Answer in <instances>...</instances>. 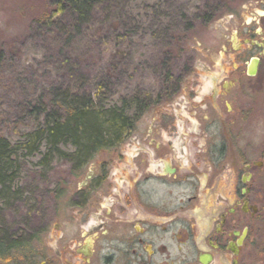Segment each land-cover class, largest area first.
I'll use <instances>...</instances> for the list:
<instances>
[{"label": "flooded vegetation", "instance_id": "1", "mask_svg": "<svg viewBox=\"0 0 264 264\" xmlns=\"http://www.w3.org/2000/svg\"><path fill=\"white\" fill-rule=\"evenodd\" d=\"M225 21L241 48L232 49L231 29L223 28L220 50L225 55L228 44L233 59L215 64L216 74L203 63L200 73L180 76V103L191 100L187 120L174 122L166 112L162 136L148 129L140 152L86 156L78 176L48 192L47 222L39 197L41 227L20 264H248L258 255L264 150L247 126L252 104L264 101V27Z\"/></svg>", "mask_w": 264, "mask_h": 264}, {"label": "rangeland", "instance_id": "2", "mask_svg": "<svg viewBox=\"0 0 264 264\" xmlns=\"http://www.w3.org/2000/svg\"><path fill=\"white\" fill-rule=\"evenodd\" d=\"M53 1L0 0V136L12 145L18 144L24 131L33 127L31 121L25 120L27 103L41 93L46 94L51 84L53 87L70 84L69 66L77 69L74 78L78 85H83V91L95 95L98 86L110 80V89L117 99L135 88L159 89L160 65L166 59L171 61V69L178 76L186 75L188 69L199 72L197 67L203 63L209 66L208 74L220 72L215 64L224 65L234 55L228 44L225 55L220 50L222 37L227 33L223 28L231 29L228 34L232 49L241 48L235 29L223 22L225 19L230 22L234 19L253 31L264 27V0H232L226 8H220V13L213 16L206 27L196 28L195 15L207 0H129L110 8H106V4L97 5L80 35L68 39L65 37L70 25L68 17L60 18L53 25L42 24L41 19ZM223 1L218 3L219 7ZM184 9L194 20L192 29L183 35H178L180 26L174 32H167L173 22L180 21ZM180 85L173 101L161 104L143 116L129 140L117 152L134 151L133 147L138 146L140 139H147L148 129L153 136H160L161 125L166 126V120L162 119L166 112L174 122L187 120L184 105L191 104V100L180 103L183 84ZM256 104H252L256 111H252V119L248 121L247 135L248 138L259 135L264 150V101ZM137 149L140 152V148ZM112 152L114 149L103 153ZM38 157L32 156L28 163H22L17 180L22 193L30 198L27 204L30 212L22 210V203L11 201L8 204L7 201L4 205L0 200V225L5 231L8 229L7 232L16 233L22 229L28 235L34 229L38 230L41 226H38L40 222L33 210L39 204V197L42 196L44 201L38 215L47 222L48 192L57 184L59 187L66 185L67 162L56 158L45 169H37ZM45 239L47 242V237ZM260 252L256 260L249 257L248 264H264V239Z\"/></svg>", "mask_w": 264, "mask_h": 264}, {"label": "trees", "instance_id": "3", "mask_svg": "<svg viewBox=\"0 0 264 264\" xmlns=\"http://www.w3.org/2000/svg\"><path fill=\"white\" fill-rule=\"evenodd\" d=\"M126 1L129 0H54L41 21L47 26L53 25L62 17H68L70 25L68 32L64 34L71 39L80 35L97 5L106 4V8H110ZM220 1L222 0H207L194 20L208 23L220 13L222 6L226 8L232 2L224 0L219 7ZM190 16L184 9L180 14V21L173 22L166 31L174 32L180 26L178 35L189 32L194 22ZM160 67L159 89L135 88L114 99L110 80L99 85L95 95L89 94L83 91V85L76 83L74 77L77 69L69 66L72 78L70 84L55 87L51 84L46 94L41 93L31 103H27L25 120L31 121L33 127L24 131L20 142L12 145L3 135L0 136V200L3 204L6 205L7 201L8 204L11 201L22 203V210L30 212L31 208H27L30 198L22 193L17 180L22 163H28L32 156H39L37 169H45L56 158L66 161L65 183L69 175H79L82 165L88 160L86 156L120 148L135 131L143 116L155 107L170 102L180 89L182 81L177 73H173L171 61L166 59ZM69 171L72 174H67ZM54 188H59L58 192L60 191L58 184ZM35 210L36 206L34 213ZM5 230L0 225V264H20L18 260L26 259V255L30 257L36 231L34 229L25 235L27 232L22 229L16 230V233ZM259 251L255 260L259 258Z\"/></svg>", "mask_w": 264, "mask_h": 264}, {"label": "water", "instance_id": "4", "mask_svg": "<svg viewBox=\"0 0 264 264\" xmlns=\"http://www.w3.org/2000/svg\"><path fill=\"white\" fill-rule=\"evenodd\" d=\"M251 61H252L251 63H253V62L255 63L256 60H251ZM254 73H255L254 66L252 67V69H251V67H249L248 75L252 76V75H254Z\"/></svg>", "mask_w": 264, "mask_h": 264}]
</instances>
